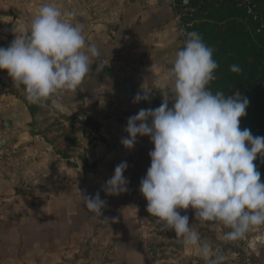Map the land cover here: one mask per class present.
<instances>
[{
    "label": "crops",
    "instance_id": "crops-1",
    "mask_svg": "<svg viewBox=\"0 0 264 264\" xmlns=\"http://www.w3.org/2000/svg\"><path fill=\"white\" fill-rule=\"evenodd\" d=\"M47 2L51 0H0V17L7 18L0 22V47L10 46L15 34L26 35ZM55 2L62 10L86 12V19L78 14L73 22L83 25L86 43L100 55L92 59V70L77 91L58 92L47 100L64 116L95 119L101 130L66 122L82 149L64 159L57 150L66 151L68 143L55 147L32 133L23 89L0 71V89H5L0 94V264H205L146 211L139 188L151 163L150 138L138 137L131 151L121 144L128 118L142 108L159 107L167 91L153 82L166 81L165 69L184 44L175 0ZM144 83L155 92L148 102L133 103ZM124 161L128 191L106 196L102 186ZM78 189L93 197L99 192L107 201L101 219L85 207ZM181 215L189 216V226L213 250L228 256L227 264L238 263L239 255L228 246L242 243L221 239L228 229L200 224L191 209ZM242 239L244 250L264 264V225Z\"/></svg>",
    "mask_w": 264,
    "mask_h": 264
},
{
    "label": "clouds",
    "instance_id": "clouds-1",
    "mask_svg": "<svg viewBox=\"0 0 264 264\" xmlns=\"http://www.w3.org/2000/svg\"><path fill=\"white\" fill-rule=\"evenodd\" d=\"M78 14L83 15L62 10L51 0L39 8L26 35L15 34L10 46L0 47V71L22 86L28 102L41 104L58 92H75L92 70V59L100 53L86 43L83 25L73 22ZM184 35L183 47L165 69L166 81L153 82L157 89L167 88L161 105L129 117L121 144L131 151L138 137H148L154 146L139 188L149 215L174 231L205 264H227L228 256L202 240L181 211L191 209L200 224L228 229L221 236L226 242L264 225V182L254 163L258 156L264 158V136L241 129L249 106L242 93L226 96L211 90L219 67L213 49L196 31ZM230 71L239 74L242 69L233 64ZM153 92L144 83L133 103L148 102ZM127 167L126 161L115 167L102 186L106 196L128 191ZM78 192L85 207L101 219L107 201L99 192L94 197ZM101 221L109 225L108 218Z\"/></svg>",
    "mask_w": 264,
    "mask_h": 264
},
{
    "label": "trees",
    "instance_id": "trees-1",
    "mask_svg": "<svg viewBox=\"0 0 264 264\" xmlns=\"http://www.w3.org/2000/svg\"><path fill=\"white\" fill-rule=\"evenodd\" d=\"M249 4L244 0H189V4L185 5L183 0H175L181 24L187 27L188 32L200 33L203 41L213 49V58L219 67L215 73L216 79L210 86L211 90L223 91L226 96L236 92L242 93L248 99L249 106L246 116L240 121L241 129L248 128L254 136H264V30L261 29L264 21L254 18L249 11ZM237 28L238 31L235 30ZM241 39L251 41L252 47L239 45ZM233 64L239 65L242 72L232 73L230 65ZM3 90L5 89L2 87L0 94ZM26 103L33 118L32 133L42 136L57 147L58 143L48 138V131L38 128L40 113L53 109L51 101L32 104L27 100ZM58 116L64 124L79 123L95 132L101 130V124L91 117L78 120L60 113ZM74 149L80 150L82 145L71 135L68 137L66 151L57 152L61 153L64 159H70V152ZM254 163L261 174V182H264V158L258 156ZM83 167H89L85 157ZM238 241L242 245L245 243L243 239ZM228 248L239 255L238 264H261L254 254H247L237 245H229Z\"/></svg>",
    "mask_w": 264,
    "mask_h": 264
},
{
    "label": "rangeland",
    "instance_id": "rangeland-1",
    "mask_svg": "<svg viewBox=\"0 0 264 264\" xmlns=\"http://www.w3.org/2000/svg\"><path fill=\"white\" fill-rule=\"evenodd\" d=\"M239 28L235 29L238 31ZM237 43V40L235 41ZM239 45H246L247 47H252V42L248 41L247 39H241L238 42ZM59 112L56 111V109L53 107L52 110H48V112H41L39 115V124L38 128L41 130L48 131L47 136L50 140H54L56 143L59 144H67L68 143V137L73 135L72 130L70 128H66L65 124L60 121V118H58ZM70 125V124H69ZM243 249L246 250V248L241 245ZM244 250V251H245ZM247 254L252 253L251 251L246 252ZM238 264V263H237ZM242 264V263H239Z\"/></svg>",
    "mask_w": 264,
    "mask_h": 264
},
{
    "label": "built area",
    "instance_id": "built-area-1",
    "mask_svg": "<svg viewBox=\"0 0 264 264\" xmlns=\"http://www.w3.org/2000/svg\"><path fill=\"white\" fill-rule=\"evenodd\" d=\"M245 2H249L250 4V13L253 14L254 18L256 20H263L264 21V0H244ZM183 4L188 5L189 0H183ZM257 10V11H255ZM179 20H180V35L182 40H185V33L188 32L187 27L181 24V17L179 15ZM261 29L264 30V24L261 25ZM259 29V31H261ZM212 84V83H211ZM211 86V85H210Z\"/></svg>",
    "mask_w": 264,
    "mask_h": 264
},
{
    "label": "water",
    "instance_id": "water-1",
    "mask_svg": "<svg viewBox=\"0 0 264 264\" xmlns=\"http://www.w3.org/2000/svg\"><path fill=\"white\" fill-rule=\"evenodd\" d=\"M84 15H86V12H85V14L83 13V15H82L86 19V17Z\"/></svg>",
    "mask_w": 264,
    "mask_h": 264
}]
</instances>
